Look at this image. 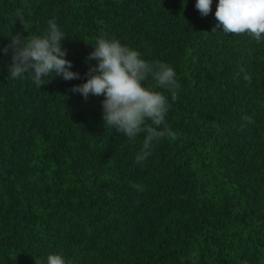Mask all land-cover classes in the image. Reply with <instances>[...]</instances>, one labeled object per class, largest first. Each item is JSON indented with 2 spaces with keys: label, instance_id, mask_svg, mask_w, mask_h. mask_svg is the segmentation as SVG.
<instances>
[{
  "label": "trees",
  "instance_id": "1",
  "mask_svg": "<svg viewBox=\"0 0 264 264\" xmlns=\"http://www.w3.org/2000/svg\"><path fill=\"white\" fill-rule=\"evenodd\" d=\"M218 2L201 17L196 0H0V264H264V38L212 33ZM49 20L80 79L8 78L3 48ZM101 37L180 85L175 101L154 89L175 139L140 164L145 133L129 140L105 126L103 96L70 91Z\"/></svg>",
  "mask_w": 264,
  "mask_h": 264
},
{
  "label": "clouds",
  "instance_id": "2",
  "mask_svg": "<svg viewBox=\"0 0 264 264\" xmlns=\"http://www.w3.org/2000/svg\"><path fill=\"white\" fill-rule=\"evenodd\" d=\"M195 9L201 17H207L212 11V0H196ZM16 16L25 31L28 24L22 11L17 10ZM215 19L218 23L212 33L222 26L225 34H246L257 42L264 38V0H219ZM63 39L64 33L54 20L48 21V30L43 36H12L11 43L3 48L5 54L9 49L12 52L8 78L30 76L38 87L44 85L43 78L52 73L65 81L80 79L79 73L70 71L73 65L65 59L67 52L61 47ZM87 60H96L97 65L89 68L86 83L74 86L70 91L81 94L85 100L90 94L103 96L105 126L113 127L129 140L145 133L142 148L135 157L136 163H142L152 154L154 141L175 139V133L165 123L170 107L168 99L162 92L154 90L165 89L171 93L173 101L178 99L180 85L172 67L167 63H149L138 51L121 45L118 40L103 37L98 38ZM240 73H244L243 79L250 84L251 75L243 68ZM150 76L155 83L152 87H145L144 82ZM242 120L248 124L254 122L250 116H244ZM47 264L66 262L61 255L51 254L47 257Z\"/></svg>",
  "mask_w": 264,
  "mask_h": 264
}]
</instances>
